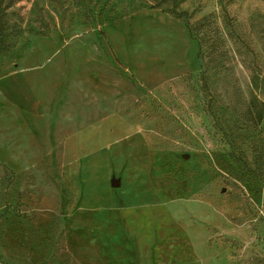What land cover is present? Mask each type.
<instances>
[{
    "label": "rangeland",
    "instance_id": "rangeland-1",
    "mask_svg": "<svg viewBox=\"0 0 264 264\" xmlns=\"http://www.w3.org/2000/svg\"><path fill=\"white\" fill-rule=\"evenodd\" d=\"M223 3L242 41L221 0H181L192 35L166 0H19L0 264H264V0Z\"/></svg>",
    "mask_w": 264,
    "mask_h": 264
},
{
    "label": "trees",
    "instance_id": "trees-1",
    "mask_svg": "<svg viewBox=\"0 0 264 264\" xmlns=\"http://www.w3.org/2000/svg\"><path fill=\"white\" fill-rule=\"evenodd\" d=\"M170 3V8L168 9V13L177 19L183 20L186 28L189 33L192 35L190 17L191 13L187 10L179 9V4L181 0H166ZM19 0H0V57H14L20 58L24 49L27 46V41L24 38V26L26 23L25 14L23 12V6L18 5ZM221 4L223 10H225V16H227V25L230 29L231 34L235 39L241 40L238 32L235 29V26L228 15L226 13L225 5L223 0H221ZM78 13L80 16L85 17L86 19L93 20V16L84 8H79ZM28 31L31 33H35L36 28L34 26H30ZM242 41V40H241ZM197 57L201 66L200 77L202 80V85L205 88L207 86V78L204 74L203 61H202V44L197 41ZM4 165V164H2ZM4 168L8 170L10 178L7 179V184H11L18 178V175L9 169L8 167ZM6 264V263H2Z\"/></svg>",
    "mask_w": 264,
    "mask_h": 264
},
{
    "label": "water",
    "instance_id": "water-1",
    "mask_svg": "<svg viewBox=\"0 0 264 264\" xmlns=\"http://www.w3.org/2000/svg\"><path fill=\"white\" fill-rule=\"evenodd\" d=\"M111 184H112V186H119V181L118 180H112Z\"/></svg>",
    "mask_w": 264,
    "mask_h": 264
}]
</instances>
